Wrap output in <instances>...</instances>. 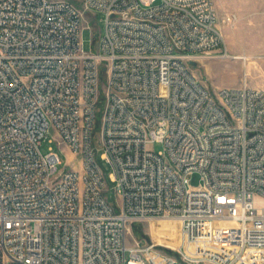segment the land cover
Wrapping results in <instances>:
<instances>
[{"label":"built area","instance_id":"built-area-1","mask_svg":"<svg viewBox=\"0 0 264 264\" xmlns=\"http://www.w3.org/2000/svg\"><path fill=\"white\" fill-rule=\"evenodd\" d=\"M88 11L102 28L86 50ZM229 56L213 0H0V264H179L126 243L152 217L220 245L216 264L264 251V88L212 91L190 70ZM50 126L80 169L40 151Z\"/></svg>","mask_w":264,"mask_h":264},{"label":"rangeland","instance_id":"rangeland-1","mask_svg":"<svg viewBox=\"0 0 264 264\" xmlns=\"http://www.w3.org/2000/svg\"><path fill=\"white\" fill-rule=\"evenodd\" d=\"M213 1L230 56L227 58L199 57L190 62V70L201 83L212 91L223 87H239L244 82L249 86L264 85V0ZM227 13H233L236 16L232 26L222 22V18ZM101 17L100 13L92 11L86 12L83 17L84 22L91 27L83 29L81 34L86 50L97 48V34L102 28ZM238 54L247 55V61L233 57ZM150 147L154 151L163 149V145L158 142L151 144ZM39 148L42 153L48 152L50 148L58 152L61 159L58 170L80 169L79 156L72 154L65 144L57 142L53 127H49ZM101 152V149L97 151L98 158ZM99 162L108 180L110 167L103 160ZM189 180L192 186H198L200 183L197 173L192 174ZM108 199L115 204L119 202L112 193H109ZM125 240L127 244L137 242L144 244L154 241L158 243V248L174 257L179 264H216L217 260L220 262L224 260L218 257L217 252L226 253L225 249L215 243L209 246L202 242L184 245L179 221L171 219L152 217L146 220L129 221ZM181 245L189 252L205 254L207 261L190 262L183 259L177 251ZM246 257L247 261L250 259L252 262L249 264H264V251H250L247 252Z\"/></svg>","mask_w":264,"mask_h":264},{"label":"bare ground","instance_id":"bare-ground-1","mask_svg":"<svg viewBox=\"0 0 264 264\" xmlns=\"http://www.w3.org/2000/svg\"><path fill=\"white\" fill-rule=\"evenodd\" d=\"M245 55V54H244ZM233 57H236V58H239V55H235V56H233ZM162 219H166V220H168V219H171V220H177V219H174V218H162ZM178 221V220H177Z\"/></svg>","mask_w":264,"mask_h":264},{"label":"crops","instance_id":"crops-1","mask_svg":"<svg viewBox=\"0 0 264 264\" xmlns=\"http://www.w3.org/2000/svg\"><path fill=\"white\" fill-rule=\"evenodd\" d=\"M253 87H257V88H264V85H254Z\"/></svg>","mask_w":264,"mask_h":264}]
</instances>
